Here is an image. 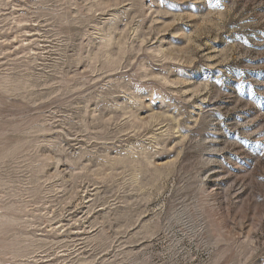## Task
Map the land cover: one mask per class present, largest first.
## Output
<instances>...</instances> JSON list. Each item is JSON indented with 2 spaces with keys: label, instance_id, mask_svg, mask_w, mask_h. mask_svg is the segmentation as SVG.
<instances>
[{
  "label": "rangeland",
  "instance_id": "374dc122",
  "mask_svg": "<svg viewBox=\"0 0 264 264\" xmlns=\"http://www.w3.org/2000/svg\"><path fill=\"white\" fill-rule=\"evenodd\" d=\"M0 264H264V0H0Z\"/></svg>",
  "mask_w": 264,
  "mask_h": 264
}]
</instances>
